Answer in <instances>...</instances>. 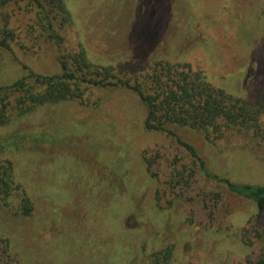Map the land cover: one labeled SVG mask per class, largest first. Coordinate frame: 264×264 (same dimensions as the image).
I'll use <instances>...</instances> for the list:
<instances>
[{
	"label": "rangeland",
	"instance_id": "rangeland-1",
	"mask_svg": "<svg viewBox=\"0 0 264 264\" xmlns=\"http://www.w3.org/2000/svg\"><path fill=\"white\" fill-rule=\"evenodd\" d=\"M63 1L72 22H55L58 46L37 3L0 2V86L23 66L58 73L57 55L83 48L128 77L156 61L186 63L245 101L264 91V0ZM83 90L0 129L1 142H21L0 160L12 162L31 209L22 215L16 193L0 208V264H152L166 247L160 264H257L264 212L206 179L174 138L146 130L145 106L131 90ZM168 128L210 173L264 185V151L247 137L230 132L209 143L199 131Z\"/></svg>",
	"mask_w": 264,
	"mask_h": 264
},
{
	"label": "trees",
	"instance_id": "trees-1",
	"mask_svg": "<svg viewBox=\"0 0 264 264\" xmlns=\"http://www.w3.org/2000/svg\"><path fill=\"white\" fill-rule=\"evenodd\" d=\"M6 1L0 0L1 3ZM29 1L38 4L37 16L40 25L46 27L44 34L58 46L61 37L56 31L59 26L56 27L55 22L60 27L72 22V15L64 1ZM57 59L58 73L42 75L23 66L25 73L20 78L9 85L0 86V129L10 123L11 116L19 119L41 107L80 98L84 92L83 86L125 87L135 93L145 106L143 127L146 130L162 132L174 138L206 179L264 212V185L235 183L210 173L196 150L168 128L176 125L199 131L209 143L233 132L247 137L264 151V91L254 101H245L211 83L202 69L186 63L156 61L146 73L128 77L127 73L116 71L112 66L93 63L83 48L74 54H58ZM9 139L0 141V153L22 148L18 139ZM180 173L176 170L178 176ZM14 174L12 162L0 160V208L7 207V200L16 193L22 202V215L27 216L31 210L30 203L21 184L16 183ZM2 226L0 223L1 235ZM1 235L0 243L4 246L6 240ZM170 254L171 247L158 251L153 255L152 264H160L157 261L167 260ZM257 264H264V238Z\"/></svg>",
	"mask_w": 264,
	"mask_h": 264
}]
</instances>
